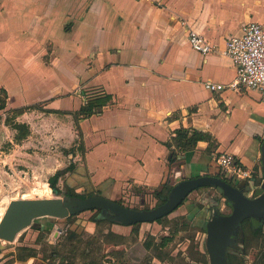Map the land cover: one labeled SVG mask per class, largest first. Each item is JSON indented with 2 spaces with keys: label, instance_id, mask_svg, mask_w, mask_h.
<instances>
[{
  "label": "crops",
  "instance_id": "crops-1",
  "mask_svg": "<svg viewBox=\"0 0 264 264\" xmlns=\"http://www.w3.org/2000/svg\"><path fill=\"white\" fill-rule=\"evenodd\" d=\"M253 23L264 25V0H0V90L8 93L0 149L14 146L11 165L34 180L75 166L59 190L66 180L82 190L86 178L112 200L127 189L161 195L186 179L218 177L222 154L262 171L259 92L205 87L234 82L226 44ZM191 30L211 53L193 49ZM94 96L112 99L79 115ZM8 120L27 125V138L16 143ZM181 129L208 140L183 152ZM24 181L12 186H35Z\"/></svg>",
  "mask_w": 264,
  "mask_h": 264
},
{
  "label": "rangeland",
  "instance_id": "rangeland-1",
  "mask_svg": "<svg viewBox=\"0 0 264 264\" xmlns=\"http://www.w3.org/2000/svg\"><path fill=\"white\" fill-rule=\"evenodd\" d=\"M12 149L14 146L8 144L0 149L4 151V154L0 152V221L12 200L64 197L68 189L66 180L61 185L62 193L58 194L46 185L47 175L41 172L39 178L34 180L29 169L18 165L13 167L11 162L15 164L17 158L11 157ZM17 180H26L27 184L34 183L35 186L20 191L19 187L12 186ZM125 192L114 201L140 211L155 209L168 198L156 192H146L145 189L137 192L127 189ZM88 193L85 188L77 191V194L84 196H88ZM224 201L221 191L215 188L199 189L175 214L161 223H142L131 227L116 226L101 211L56 220L50 233L40 230L45 220H39L23 232L16 242L0 244V264H209L208 257L199 252V242L205 239L202 233L204 229L198 230L193 226L194 220L192 222L190 219L194 217L192 208L206 209L219 204L218 209L221 210ZM224 210L225 214L232 212L226 205ZM196 215L195 221H198ZM71 228L81 239L72 236ZM110 232H118L116 234L123 237L108 235ZM164 238H173V241L167 247L160 248L159 244ZM258 248V242L253 241L249 251L240 252L246 257L245 264H255L259 256V252H256ZM234 257V261L242 259L241 256ZM261 264H264V258Z\"/></svg>",
  "mask_w": 264,
  "mask_h": 264
},
{
  "label": "water",
  "instance_id": "water-1",
  "mask_svg": "<svg viewBox=\"0 0 264 264\" xmlns=\"http://www.w3.org/2000/svg\"><path fill=\"white\" fill-rule=\"evenodd\" d=\"M262 152L264 166V142ZM238 185L239 182L232 185L217 176L186 179L172 188L169 199L163 205L147 211L125 207L100 194L87 198L16 199L9 203L0 221V243H14L20 233L39 220L65 219L92 210H101L105 216L125 225L157 222L174 213L193 192L213 187L221 189L226 198L233 202L234 212L231 216L216 213L208 224V249L212 262L226 264V247L239 225L247 218L264 215V194L255 200L248 199Z\"/></svg>",
  "mask_w": 264,
  "mask_h": 264
},
{
  "label": "flooded vegetation",
  "instance_id": "flooded-vegetation-1",
  "mask_svg": "<svg viewBox=\"0 0 264 264\" xmlns=\"http://www.w3.org/2000/svg\"><path fill=\"white\" fill-rule=\"evenodd\" d=\"M218 177L222 178L223 180L229 182L232 185H234L236 182H239L238 188L240 189V191L248 199L255 200V199L261 197L264 194V189H263V187H264V169H262V171L251 172V178L248 179L247 181L233 180L232 178H230L228 176H225L223 173L220 174V176H218ZM208 188H213V187H208ZM201 189H203V188H201ZM215 189L221 191V193L223 194V198L225 200L221 210L218 209V205L219 204H213L211 206H208L206 209H200L198 207H195V208H192V209H194L193 210L194 211V214H193L194 217L190 218L192 220V222L194 220V225L193 226L195 228H197L198 230L199 229L200 230L204 229V232L202 231V233H203V235H204L203 237L205 239L201 240L199 242V252L202 255H206L208 257L209 264H213V262H212V258H211V255H210V252H209V249H208V224L210 223L211 220L214 219V216H215L216 213L219 216L229 217L234 212L233 202H231L228 198H226V196L224 195V193H223V191L221 189H219V188H215ZM96 194H99V193L96 192ZM169 195H170V193H169ZM169 195H168L167 200L169 199ZM190 196L188 197V199L190 198ZM188 199H186V201L174 213H172L171 215L175 214L185 203H187ZM118 203H120V202H118ZM121 205H123V204H121ZM225 205L230 207V209L232 210V212L230 214H225L224 213ZM156 208H158V207H156ZM92 211H101V210H92ZM87 212H89V211H87ZM83 213H85V212H83ZM196 214H198V221H195V219H196L195 217L197 216ZM79 215L72 216V217L65 218V219H71L73 217H78ZM171 215H169L166 218H169ZM105 217H106L107 220H110L111 223L115 224L116 226L117 225H121V226H124V227L125 226L131 227V226L138 225V224L125 225V224H122V223L118 222L115 219H112L109 216H105ZM166 218H164V219H166ZM164 219H161V220H164ZM44 220H46V219H44ZM56 220H60V219H55L54 223H53L54 225H55ZM159 221L150 222V223H146V224L161 223ZM45 223L46 222L42 223L43 225H41V227H40L41 229L40 230L41 231H45L47 233L52 232L54 226L51 227V229L48 231L47 230L48 227H47V225ZM140 224H142V223H140ZM33 226H31V227H33ZM30 228H28V229H30ZM28 229L24 230L23 232L27 231ZM70 231H72V236L73 237H75V236L77 237L78 236L79 239H81V236H79V234L74 232L75 231L74 228H71ZM22 233H20L18 235V237ZM116 233L115 232H110L108 235L116 236L118 238L119 237H123V236H120V235H118ZM18 237H17V239H18ZM17 239H16V241H17ZM166 239L167 240L169 239L170 241L166 242ZM171 241H173V238H164L163 241L161 242V244H159V247L160 248H165V247H167L169 245V243H171ZM253 241L256 242V243L258 242V245H259V248L256 251V252H259V256L256 258L255 264H261L262 259L264 258V215H261V216L257 215L256 217L247 218L239 225V227H238L237 231L235 232V234L231 236L230 243L226 247V264H245L244 261H245L246 257L243 254H241L240 252L243 253V252L249 251L248 248L251 247ZM1 243H4V242H1ZM253 245H254V243H253ZM234 256H237V257L241 256L243 260L241 259L240 261H234V258H235ZM88 264H100V263L99 262H93V263H88Z\"/></svg>",
  "mask_w": 264,
  "mask_h": 264
},
{
  "label": "built area",
  "instance_id": "built-area-1",
  "mask_svg": "<svg viewBox=\"0 0 264 264\" xmlns=\"http://www.w3.org/2000/svg\"><path fill=\"white\" fill-rule=\"evenodd\" d=\"M190 44L196 52L209 54L212 46L197 32H190ZM225 55L236 68V78L229 86L207 83L206 89L220 92L226 89L236 92L256 90L264 104V25L253 23L245 28L243 35L231 37L226 44ZM217 163L225 176L238 181H247L251 172L245 170L234 155L222 154Z\"/></svg>",
  "mask_w": 264,
  "mask_h": 264
},
{
  "label": "trees",
  "instance_id": "trees-1",
  "mask_svg": "<svg viewBox=\"0 0 264 264\" xmlns=\"http://www.w3.org/2000/svg\"><path fill=\"white\" fill-rule=\"evenodd\" d=\"M111 99L112 98L110 96H104V97L94 96L92 98H89L88 103L86 104V106H84L81 109V111L79 112V115H81L84 118H89L93 115L95 109L102 107L103 105H106L107 103H109L111 101ZM7 101H8V93L6 90L1 89L0 90V111H3L6 109ZM7 124L9 126H11L17 132L16 137H15L16 143L22 142L24 139L27 138V136L30 133L29 127L25 124H19L15 121H12V120H8ZM207 140H208V136H206L202 133H199L197 131H194L191 133L185 129L179 130L177 132V136L175 138V142L178 144L179 148L183 152L191 151L197 147L199 142L207 141ZM75 168H76L75 166H70L69 169L62 171V172L60 171L55 176L50 178L48 181L50 187L55 192H57L58 194L62 193V191L58 189V183H59L60 178H62L68 172H73L75 170ZM80 178L82 179V176H80ZM78 180L80 181L81 187L83 189L85 188V190H87V192H89L88 196L77 194L76 188L74 186H72L70 183L67 184L68 189H67V192L65 194L66 196L77 197V198H87V197H91V196L95 195L96 192H98L100 195H104L105 197L109 198V196L105 192L95 191V189L93 187H90V184L86 178L84 180L83 179L82 180L78 179ZM93 191H95V192H93ZM170 191H171V189H167L165 191L166 193H162L161 195L168 197ZM162 221L163 220H160L159 222H162ZM44 222H46L45 224L47 225V227H48L47 230L49 231L51 229V227L53 226L54 220L48 219V220H45ZM168 241H170V240L166 239V242H168Z\"/></svg>",
  "mask_w": 264,
  "mask_h": 264
}]
</instances>
